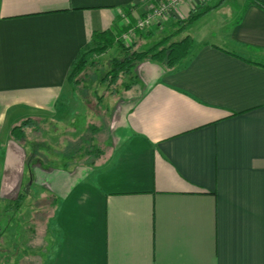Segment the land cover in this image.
<instances>
[{"label": "crops", "instance_id": "obj_1", "mask_svg": "<svg viewBox=\"0 0 264 264\" xmlns=\"http://www.w3.org/2000/svg\"><path fill=\"white\" fill-rule=\"evenodd\" d=\"M244 4L181 3L163 28L214 6L189 26L185 61L137 63L102 156L44 167L12 126L50 118L73 133L72 61L148 1L0 0V199L23 186L19 209L51 202L38 264H264V10ZM18 237L5 246L24 250Z\"/></svg>", "mask_w": 264, "mask_h": 264}, {"label": "rangeland", "instance_id": "obj_2", "mask_svg": "<svg viewBox=\"0 0 264 264\" xmlns=\"http://www.w3.org/2000/svg\"><path fill=\"white\" fill-rule=\"evenodd\" d=\"M149 4L148 2V6ZM225 9L227 8L223 10ZM161 20L162 18L156 19L153 24L147 27V29L150 28V34H145L142 38L123 39L124 44L126 46L133 44L137 50L147 49L170 32V26L163 28L165 25ZM193 26L188 27L186 33L192 34L196 28ZM95 46L96 43L90 41L81 50L82 54H86L88 65L77 76V78H81V81L77 83L76 87H73L75 90L74 97H78L83 106L81 114L79 113L78 116H75L77 115V110L75 115L74 113L71 114V117L74 116L71 120L74 132L56 135L57 131L60 132L67 129V127L69 129L70 124L67 126L66 121L64 124L60 122L57 124L56 120H51L50 118L32 117L31 119L34 122L39 123V129L28 128L26 135L21 140L27 145L30 144V146L34 144L32 150L35 149V155L32 156L34 159L36 156V160L43 165L47 163L60 165L71 161H93L96 158V153L97 157L102 156V152H105L104 146H108L111 143L108 137L109 119L114 113L119 98L132 85L126 89L124 88L125 84L129 82V78L126 76L112 85H107L106 82L101 81L105 73L110 69L112 61L119 57V49L114 45L97 55L94 52H90ZM79 107L81 106L79 105ZM19 121L17 123H20ZM94 145H97L100 150H93L88 155H83L86 150H92ZM70 154H74V156L72 158L68 157ZM17 190H19L18 186H15L6 195L9 197L0 199V234H2L0 237V264H35L32 263L33 261H37L36 264H38L44 259L41 242L44 239L46 241L44 228H46L47 218L53 211V206L46 198L38 199V201L28 199L27 202L29 204L27 203L25 207L19 209L25 193L23 186L19 190L22 195H19ZM10 222L17 225L16 231L12 229ZM27 223H31L34 228L30 240L31 227H29L30 224L26 225ZM9 224L11 228L7 229L9 231H7L5 236L3 229L7 228ZM20 234L23 242L27 243L29 240L24 250L19 245L14 249L10 245L5 246L13 238H19Z\"/></svg>", "mask_w": 264, "mask_h": 264}, {"label": "trees", "instance_id": "obj_3", "mask_svg": "<svg viewBox=\"0 0 264 264\" xmlns=\"http://www.w3.org/2000/svg\"><path fill=\"white\" fill-rule=\"evenodd\" d=\"M249 5H255L264 10V0H245L243 10ZM213 7L214 6H205L203 8L198 7L197 9L192 10L186 18L172 21L169 24L170 32L144 50L135 49L133 44L126 46L123 39L120 38L121 34L125 32L129 26H132L135 21L128 24L123 30H118L115 33H112L109 30L94 32L90 41H94L96 46L90 52L99 55L114 45L119 49V57L112 61L110 69L105 73L101 81L106 82L107 85H112L116 84L119 79L126 76L129 78V82L124 86L126 89L136 81V76L134 74L135 65L144 60L155 61L168 70L177 68L190 55L194 43L192 36L186 33L188 27ZM145 34H150L149 28L147 29V27L146 29H137L134 32L133 37L142 38ZM87 63L86 54H82V51L80 50L72 61L66 76L67 82L72 87H76L77 83L81 81V78H77V76L85 69L88 65ZM31 118L32 117H27L19 124L12 126L10 137L14 141L21 142L26 135V130L28 128L39 129V123L36 121L34 122ZM92 147V150H86L83 155H88L93 150H100L97 145ZM32 152V154L35 155V149H33ZM73 156L74 154L68 155L70 158ZM97 156L96 153V158ZM1 236L2 234H0V237Z\"/></svg>", "mask_w": 264, "mask_h": 264}, {"label": "built area", "instance_id": "obj_4", "mask_svg": "<svg viewBox=\"0 0 264 264\" xmlns=\"http://www.w3.org/2000/svg\"><path fill=\"white\" fill-rule=\"evenodd\" d=\"M150 4L143 15L135 20L120 36L121 39L132 38L137 29H144L155 22L156 19H167L174 16L176 9L186 0H147Z\"/></svg>", "mask_w": 264, "mask_h": 264}]
</instances>
